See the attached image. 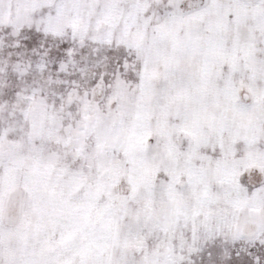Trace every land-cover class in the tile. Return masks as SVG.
I'll use <instances>...</instances> for the list:
<instances>
[{
	"label": "snow or ice",
	"instance_id": "1",
	"mask_svg": "<svg viewBox=\"0 0 264 264\" xmlns=\"http://www.w3.org/2000/svg\"><path fill=\"white\" fill-rule=\"evenodd\" d=\"M0 264H264V0H0Z\"/></svg>",
	"mask_w": 264,
	"mask_h": 264
}]
</instances>
